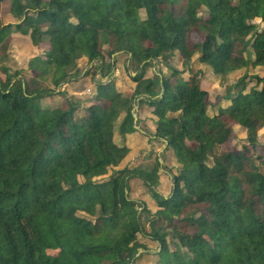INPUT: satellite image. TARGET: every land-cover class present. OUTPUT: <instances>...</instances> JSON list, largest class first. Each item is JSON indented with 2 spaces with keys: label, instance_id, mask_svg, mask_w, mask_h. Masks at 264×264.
I'll use <instances>...</instances> for the list:
<instances>
[{
  "label": "trees",
  "instance_id": "16d2710c",
  "mask_svg": "<svg viewBox=\"0 0 264 264\" xmlns=\"http://www.w3.org/2000/svg\"><path fill=\"white\" fill-rule=\"evenodd\" d=\"M3 1L21 20L0 18V46L12 33L28 35L34 46L47 42L51 60L41 66L38 59L35 71L52 88L36 83L32 90L8 72L0 83V264H137L146 249L139 234L157 244L155 264H264V142L259 150L251 143L208 152L210 143L233 137L232 126L257 138L264 78L245 74L228 87L230 105L209 115L198 74L183 80L178 70L164 76L158 68L174 52L185 65L197 55L224 84L249 65L264 67V27L254 23H264V0ZM202 9L206 18L198 16ZM116 54L135 73L130 97L98 82L104 108L67 97L55 110L32 105L61 93L78 59L108 76ZM153 62L159 74L146 79ZM139 98L157 118L154 139L166 142L179 166L168 197L156 190L158 159L108 175L128 154L114 134L124 142L136 131ZM131 179L142 181L155 213L129 197ZM168 236L180 244L174 250Z\"/></svg>",
  "mask_w": 264,
  "mask_h": 264
},
{
  "label": "rangeland",
  "instance_id": "374dc122",
  "mask_svg": "<svg viewBox=\"0 0 264 264\" xmlns=\"http://www.w3.org/2000/svg\"><path fill=\"white\" fill-rule=\"evenodd\" d=\"M45 1L46 0H43V2ZM10 14L13 16L11 17L15 19L17 22L21 20L19 14H18L19 16L11 12ZM198 16L201 18H206L207 14L205 9L200 10ZM140 17L141 19H145V14L143 10L140 11ZM1 20L3 21V23H7V20L5 18L2 17ZM254 23L257 25L258 30L264 27V23L261 22L260 19H255ZM14 34H16L15 38H13L7 44L0 46V83L3 84L5 82V72H8L11 75H13L14 73H18L19 74L18 77L22 78V81L24 83L26 82V84L29 85L30 89L32 90L38 87L37 84L38 85L41 84V86L43 85L44 88L47 87L52 88L49 82L44 78L43 74H37V71L40 70L41 66L47 64L51 60V48L49 44L47 42H43L40 43L38 46H34L31 43L28 35H22L20 33H14ZM196 40H197V36L193 35L192 41L194 42ZM120 55L121 57L119 60V68L117 69L119 70L118 75L110 79H104L103 78L104 75H102L103 79L98 77V75L102 74V71L96 69V67L93 64L92 65L89 64L85 57L78 59L76 61V69L75 68L67 69L68 73L72 74L71 75L72 79L70 78V80L64 85H69V87L64 88L63 87L64 85H62L57 89V91H60L61 93H56L53 96H48L41 99H34L32 101V105L42 109L49 108L55 110V108L61 107L62 105L65 104V100L67 97V98H73L75 101L80 102L83 107L98 106L100 108H104L105 106L104 102L98 99L96 95L97 94L96 87L98 82L101 83L112 82L113 84L112 86L117 92L121 93L124 97H130L129 96L131 94L130 91L126 90L123 92V89H121L120 86L116 85L117 80L120 79L122 80L123 85H130V86L135 85V82L133 81V77L135 76V73L133 72V69L127 68L126 63L123 62L124 59H126L125 58L126 55L125 54H120ZM246 56L248 57V55ZM168 58H166V61L162 60L161 58L159 59L158 68L160 69L159 71L163 73L162 75L167 74L169 76L172 72L171 71L172 69L182 72L181 78L183 80H188L191 74L194 73L198 74L197 72H195L196 66L197 65L199 66V63L197 62L198 60L196 59L197 58L196 55L192 57L193 60L191 59L192 70L190 73L186 71V65L183 59L176 52L172 53ZM249 58L252 59L253 57L249 55ZM36 63L41 64V66L36 65ZM200 65L202 66L201 70L199 71L201 74H199L198 76L200 77V80L202 79L204 81L203 84L204 90L206 89L205 91L208 93V100L210 105L207 111L209 115H215L218 113L219 109H224L230 105L231 102L225 98L228 87L235 84L245 74L249 76L256 75L261 78H264V67H252L251 65H249L248 67L242 70L236 71L232 76L229 75L227 78V82L221 84L219 78L213 74V72L208 66L201 63ZM83 72L84 74H82ZM151 72L152 71L149 68L144 74V78L146 76L148 77V75H151ZM116 73L117 72H115V74ZM29 82H32L33 84ZM252 86H255L254 81L250 82L247 88H250ZM72 91L74 92L77 91L80 94H73L71 93ZM147 107H148L147 109H149L148 111H150L152 115L153 114L152 108L149 107L148 105ZM133 112H134L133 116L136 115L135 110ZM83 114H84V110L83 108H81L76 112L75 115L77 118H80ZM154 134L155 133H153V135ZM232 134L233 137H230L225 144L217 145L210 143L208 147L209 155L213 156L223 152H231L236 150L241 151L244 147H250L249 145L251 143H254L259 150L260 145L264 142V128L258 131V136L254 140H248L246 137V131L239 128L238 126H234V127L232 126ZM145 137L144 138L136 137L135 139L130 140L128 144L130 145L132 144V146L134 144L138 148L134 147L133 148L134 151H129V145L127 146L128 152H131V154L128 153L126 155L127 161H129L128 164L126 166H123L122 163L123 161H122L118 167L111 169L108 172V175H111L113 172L119 169H123V168L133 169L140 165L141 166L145 165L147 160L149 161V164H151L154 162L153 160L160 159L159 161H162L164 163L163 165H165L166 167V175L169 176L170 178L166 179L167 176L166 177L162 176L163 182H161V188L159 182L156 190L162 196L166 195V197H168L173 187L172 177L178 174L179 166L177 165L176 161L174 163V160L171 156L169 157L166 156L165 159H162L163 155L161 153L159 156H157L156 155L158 153L157 151L161 149V145L158 142L156 143L155 148H157L158 149L157 150L153 147L154 145H152L151 142L148 141L149 140L148 137L147 136ZM114 141L116 143L117 142L119 143L118 131L115 132ZM168 151H170L173 154L172 149L168 148ZM107 177L108 176L106 175L104 178L106 179ZM136 180L137 179H131L128 182L129 197L138 202H142L140 197L144 196L145 194L148 195L149 199L152 198L148 190L144 187L143 184H141L142 181L141 180L139 181V179L137 181ZM134 181H136L135 183H138L137 190L141 191V194L138 195V198H134V195H132L130 192L131 189L130 184ZM133 184L134 183H132L131 185ZM134 188L135 187L133 186V189ZM153 203L155 204L156 202ZM137 239L140 243L148 247L147 249L157 251V244L152 242L147 237L139 234L137 236ZM167 242L169 243L171 250H174L175 247H178L180 245L176 239H172L170 236L167 237ZM139 252L140 253L143 252V253L141 254V257L139 258L137 264H155V261L157 260L155 253H146L142 249H140ZM49 253L52 255L55 254L54 252H49Z\"/></svg>",
  "mask_w": 264,
  "mask_h": 264
},
{
  "label": "crops",
  "instance_id": "0c3cea01",
  "mask_svg": "<svg viewBox=\"0 0 264 264\" xmlns=\"http://www.w3.org/2000/svg\"><path fill=\"white\" fill-rule=\"evenodd\" d=\"M12 15L10 14V12H9V1H3L1 4H0V18L2 19V17L3 18H5L6 20H7V23L6 24H8V23H17V21L15 20V19H13L12 17H11ZM9 18H11V19H9ZM14 33H12V35H10L7 39H6V44L9 42V41H11L13 38H15V35L16 34H14ZM114 56H115V59L113 60V61H115V65H114V67L112 68V69H110L111 71H110V73L108 74V76H104L103 78L104 79H110V78H112V77H115L116 75H118V71L119 70H117L118 68H119V60H120V57H121V55L120 54H116V55H113V58H114ZM197 56V55H196ZM126 59H124V61L123 62H125L126 63V60H127V57H125ZM197 58H198V56H197ZM196 58V59H197ZM168 59H170V58H168ZM192 60H193V58H192ZM192 60L186 65V71L187 72H191V68H192ZM155 62V61H154ZM154 62L152 63V66L150 67V70L152 71L151 72V75H148V77L146 76L145 78L147 79V78H152L153 77V75H155V74H159V72L157 71V70H155V68H156V66H155V64H154ZM198 62V61H197ZM199 63V62H198ZM167 66V65H166ZM201 68H202V66L200 65V63H199V66L197 65L196 66V68H195V72H197L198 73V75L199 74H201L199 71L201 70ZM115 72H117L116 74H115ZM148 73V72H147ZM235 73V72H234ZM233 73V74H234ZM82 74H84V72L82 73ZM161 74H163V73H161ZM233 74H231L230 76H232ZM167 74H165L164 76H166ZM188 76H189V74H188ZM201 76V75H200ZM98 77H100V78H102V74H100V75H98ZM102 78V79H103ZM200 78V77H199ZM207 82V81H206ZM123 82H122V80L120 79V80H117V83H116V85H118V86H120V88L121 89H123V92L124 91H126V90H128V91H130V95L129 96H131L132 95V93H133V90H134V87H135V85H133V86H130V85H123L122 84ZM200 85H201V88L204 90V86H203V84H204V81L201 79L200 80ZM64 88L65 87H69V85H64L63 86ZM206 90V89H205ZM69 91V90H68ZM71 93H73V94H80L79 92H77V91H72ZM148 107H147V105H145V104H142V103H140V98L139 99H136L135 100V102H134V105H133V110L132 111H134L135 110V113H136V115H134V121H135V123H136V126H135V128H136V132H134V133H131V134H127V135H125V137H124V142L121 140V138H120V136H119V143L117 142H115L116 144H118V145H125L126 147L129 145V151H134L133 150V148L135 147V148H138V147H136L134 144H133V146H132V144L130 145V144H128L129 142H130V140H132V139H135L136 137H140V138H144L145 136H147L148 137V141H150L151 142V144L152 145H154L153 147L155 148L156 146V143L158 142L160 145H161V149H157V148H155V149H157L156 151L158 152L156 155L157 156H159L160 155V153L163 155V157H162V159H165V157L166 156H171L172 158H173V160H174V163H175V158H174V155L170 152V151H168V148L166 147V142H163V141H159V140H156V139H154V135H153V133H155V127H156V125H155V123H156V121H157V118L154 116V115H151V113H150V111H148L149 109H147ZM134 113V112H133ZM151 135H153V136H151ZM114 138H115V134H114ZM146 138V137H145ZM147 139V138H146ZM128 148V147H127ZM140 148H141V146H140ZM152 148V147H151ZM136 150V149H135ZM140 150H142V149H140ZM155 151V152H156ZM153 152H154V150H153ZM128 153H130L131 154V152H128ZM129 154V155H130ZM160 159H158L157 161H159ZM128 162L129 161H127V156L125 157V159L123 160V166H126L127 164H128ZM160 162V164H161V168H160V170H159V173H158V175H159V182H160V188H161V182H163V178H162V176L163 177H166L167 175H166V167H165V165H163L164 163L162 162V161H159ZM149 163V161L147 160V162H146V164H148ZM122 168V167H121ZM167 178H170L169 176H167L166 177V179ZM138 180V179H137ZM136 180V181H137ZM136 181H134V182H132V183H134L133 185H131L130 184V186H131V189H130V192H131V194L132 195H134V198H138V195L139 194H141V191L140 190H137L138 189V183H135ZM140 181V180H139ZM141 184H142V182H141ZM133 186L135 187L134 189H133ZM137 190V193H136V190ZM142 190V189H141ZM137 196V197H136ZM164 197H166V195H163ZM141 198V201L143 202V203H145V205L148 207V210L151 212V213H155L157 210H158V207H157V205H156V203L154 204L153 202H155L152 198H150L149 199V197H148V195L147 194H145L144 196H141L140 197ZM144 245V244H143ZM145 246V245H144ZM146 247V246H145ZM148 247H146V249L145 250H143L144 252H146V253H156V251H153V250H150V249H147ZM143 252H139V254H142Z\"/></svg>",
  "mask_w": 264,
  "mask_h": 264
}]
</instances>
